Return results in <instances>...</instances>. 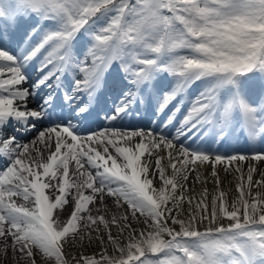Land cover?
<instances>
[{
    "label": "snow or ice",
    "instance_id": "snow-or-ice-1",
    "mask_svg": "<svg viewBox=\"0 0 264 264\" xmlns=\"http://www.w3.org/2000/svg\"><path fill=\"white\" fill-rule=\"evenodd\" d=\"M110 83L109 126L77 134L73 120L99 115ZM144 105L157 129L112 123ZM64 108L72 119L53 120ZM194 137L264 143V0H0L8 264H264V193L251 191L264 172L254 181L249 163L244 181L240 167L264 162V150L213 155L186 143ZM206 162L217 186L216 165L236 164L230 205L220 191L209 206L205 188L193 209L189 175L202 182ZM109 197L125 210L109 217ZM94 243L104 246L98 256L80 254Z\"/></svg>",
    "mask_w": 264,
    "mask_h": 264
},
{
    "label": "bare ground",
    "instance_id": "bare-ground-1",
    "mask_svg": "<svg viewBox=\"0 0 264 264\" xmlns=\"http://www.w3.org/2000/svg\"><path fill=\"white\" fill-rule=\"evenodd\" d=\"M152 113L154 114V112H152ZM166 134L170 135V134H172V132L168 131ZM31 135H33V133H29L26 138L31 139L32 138ZM224 144H226V143L223 142V145ZM218 148H219V144H218L217 148H213V150H214L213 152L215 154L218 152ZM110 151H114V150L110 148ZM260 151H262V150L260 149ZM225 152H228V151H225ZM250 156H252V155H250ZM162 163H163V161H162ZM249 163L256 166L258 169L257 172L253 173V180L254 181L259 180L260 179L259 173L264 172V162L247 161V160L240 162V167H241L242 172H243V180L246 181ZM235 168H236L235 163L229 168L228 171L224 170L225 165H216V169H217V172H218V175L220 178L219 186H217L215 178L212 177V175H211L212 168H211V165L208 164L207 162L204 165H201L198 169L202 182L196 180L194 173L190 174L189 175V181L187 183V188L189 190L188 196L193 197V209L195 208V204H196L197 200H199L201 198V193L203 192V190L205 188L208 190L206 199H207L209 206L211 205L212 197L214 195H218V193L220 191H224L226 193L225 199L228 202V204L230 205L231 202L238 197V192L236 191V185H237V183L241 182L240 180H238V177H240V173H236ZM70 170H71V166H70ZM168 172L170 173L171 169H168ZM245 187H247L246 183H245ZM251 191H252V195H254L257 191L264 193V187H257L254 184ZM250 198L251 197H249V199ZM113 201H114V198H111V197L106 198L107 214L109 217L113 214H118L119 212H123L126 208V205H125L124 208L117 209L114 206ZM17 202L18 203H24L21 198H17ZM97 206L103 207L102 205H99V204ZM89 207L91 208V205H89ZM184 207L187 208V201L184 202ZM93 214L94 215L96 214L95 211H93ZM183 214L187 215L186 212ZM66 215H67V213H66ZM141 219H143V217ZM222 222L225 225L228 223L227 220H224ZM169 223H170V221H169ZM218 223H219V221H218ZM132 224L138 230L141 229L142 227H144L138 221H132ZM206 226H207V222H205L204 225L200 226L201 230H203V228ZM212 226L214 227L215 225H212ZM111 231H112L113 236L118 237L119 239L122 240V242H127V236H128L127 231H125L123 236H121L119 234V232L115 226H113L111 228ZM93 235H95V234H93ZM84 243L86 245L88 244L87 238L85 239ZM100 246H101V249H99V250L97 248L95 250L89 249L90 246H88L86 249L81 250L80 254L83 255L86 252L87 254H96L98 256L104 247L102 245H100ZM77 247H79V245H77ZM110 251H111V249H110ZM76 254H77L76 251L72 250V255H76ZM112 254L115 255L116 253L112 252ZM38 260L40 261V264H42L43 258L39 257ZM4 263H5V261L3 260V258H0V264H4ZM12 263L14 264V261Z\"/></svg>",
    "mask_w": 264,
    "mask_h": 264
},
{
    "label": "rangeland",
    "instance_id": "rangeland-1",
    "mask_svg": "<svg viewBox=\"0 0 264 264\" xmlns=\"http://www.w3.org/2000/svg\"><path fill=\"white\" fill-rule=\"evenodd\" d=\"M96 248L99 250V249H101V246L94 243V244L90 245V247H89V249H92V250H95ZM4 261H5L4 264H8V261H6V260H4Z\"/></svg>",
    "mask_w": 264,
    "mask_h": 264
}]
</instances>
